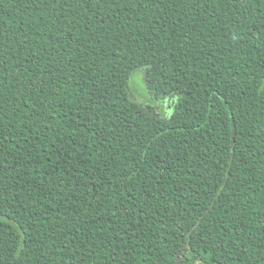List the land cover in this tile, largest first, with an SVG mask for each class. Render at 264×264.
<instances>
[{
    "label": "trees",
    "instance_id": "trees-1",
    "mask_svg": "<svg viewBox=\"0 0 264 264\" xmlns=\"http://www.w3.org/2000/svg\"><path fill=\"white\" fill-rule=\"evenodd\" d=\"M0 264H264V0H0Z\"/></svg>",
    "mask_w": 264,
    "mask_h": 264
},
{
    "label": "rangeland",
    "instance_id": "rangeland-1",
    "mask_svg": "<svg viewBox=\"0 0 264 264\" xmlns=\"http://www.w3.org/2000/svg\"><path fill=\"white\" fill-rule=\"evenodd\" d=\"M144 69H138L130 77L128 89L130 99L141 104L145 109L156 112L158 115L168 117L171 115L176 98H155L148 90L144 80ZM196 236L194 237V239ZM211 259L219 261L220 257L212 256Z\"/></svg>",
    "mask_w": 264,
    "mask_h": 264
}]
</instances>
